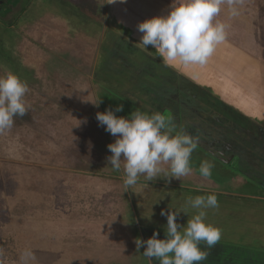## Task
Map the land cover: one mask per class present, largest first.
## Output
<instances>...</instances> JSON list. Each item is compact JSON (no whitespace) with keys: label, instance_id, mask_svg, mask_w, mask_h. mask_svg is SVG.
I'll return each instance as SVG.
<instances>
[{"label":"rangeland","instance_id":"rangeland-1","mask_svg":"<svg viewBox=\"0 0 264 264\" xmlns=\"http://www.w3.org/2000/svg\"><path fill=\"white\" fill-rule=\"evenodd\" d=\"M2 1L0 77L11 73L26 82L30 106L0 134L3 264H20L24 249L33 251V264H159L143 247L137 250L135 239L154 232L164 239L161 210L184 211L187 198L208 194L217 196L219 207L208 210L207 222L222 237L211 249L201 244L208 252L201 264L222 256L226 264H264V0H242L236 17L222 7L217 20L228 36L203 66L168 64L139 44L138 23L167 14L172 0H19L6 12ZM113 36L125 41L114 50L112 41L119 39ZM162 83L198 89L199 127L213 126L209 117L223 106L228 110L220 115L240 129L197 130L195 119L180 116L185 122L173 124L174 134L198 137L192 173L170 182L141 176L125 188L123 163L114 171L106 159L115 137L98 125L96 113L118 105L117 116L158 112ZM205 160L215 165L207 179L199 172ZM187 211L178 215L179 224L195 214ZM247 225L261 232L249 243Z\"/></svg>","mask_w":264,"mask_h":264},{"label":"clouds","instance_id":"clouds-1","mask_svg":"<svg viewBox=\"0 0 264 264\" xmlns=\"http://www.w3.org/2000/svg\"><path fill=\"white\" fill-rule=\"evenodd\" d=\"M117 2L126 0H108L107 3ZM241 3L242 0H172L167 14L138 23L137 31L142 33L139 44L144 48L151 46L168 64L203 66L228 36L227 25L217 20L222 7L227 5L230 15L236 17ZM28 92L27 83L18 76L9 73L0 77V134L12 129L17 117L28 114L30 106L25 99ZM99 103L93 104L99 106ZM121 111L123 105H118L114 111L97 112L96 119L99 126L115 137L114 142L107 145L111 155L106 159L114 171H119L123 163L125 188L136 185L141 176L148 181L164 178L170 182L171 178L181 179L192 173L190 161L198 137L174 134L171 119L160 112L148 114L137 110L127 117L115 114ZM214 166L210 161H202L201 176L210 178ZM186 205L195 212L186 225L179 224L177 217L181 212L188 215L187 209L161 210V215L167 218L165 238L159 239L157 232L147 240L137 238L134 241L137 250L144 246L142 254L158 260L159 264H201L208 255L201 244L211 249L222 237V230L207 222L208 210L219 207L217 196L189 197ZM34 260L31 249L21 252L20 264H33ZM0 264H3L2 259Z\"/></svg>","mask_w":264,"mask_h":264},{"label":"crops","instance_id":"crops-1","mask_svg":"<svg viewBox=\"0 0 264 264\" xmlns=\"http://www.w3.org/2000/svg\"><path fill=\"white\" fill-rule=\"evenodd\" d=\"M113 38H117V39H119V41H117V42L112 41V44H113V46H111L112 50L115 49L116 45L119 44V42L120 43L125 42L123 38L120 39V38L115 37V36H113ZM125 44L128 45V47L130 48V46H131L130 43H125ZM117 48H118V46H117ZM130 50H132L133 53H136V52H134V50L132 48L129 49V51ZM156 61H158V63H160V65H162V62H160L159 60H156ZM170 73H172L171 74V78H170L172 80L173 75H175L177 73L175 71L170 72ZM169 76H170V74H169ZM153 77H156V76L152 75V78ZM161 78H166V77L165 76H163V77L162 76H158L157 80L158 79L160 80ZM160 87H161V93H163V95H164L163 97L164 98H162V100L160 102L158 101L160 103V106H157L156 108L159 110L158 112H160L162 114H164L165 111L168 110L169 112H167V117H169L171 119L172 124H176L179 121V123H181L182 126H183L185 121H181L180 116H183V115H185L187 113L188 115H187V118H186V122L189 123V121H191V120L193 121V119H195L194 122L191 123V124H195L194 126L196 127L197 130L200 129V127L206 128V130H208V131L211 129V127H213V128L216 127L217 129H220L222 131H224V128H225V131H226V129H227V131L240 129V126L238 125L237 121H235V120L230 121V117L228 115H226V114L220 115V113H223V111H222V109L224 108L223 106H221V107L219 106V110L216 111V113H218L219 116L214 115V116H210L209 117V119L212 118L213 126H212V124L210 125L208 123L207 127L206 126H201V125L199 127L196 119L202 118L203 114H199L200 111H196V110H198V106H197L198 101H197V99L201 96V94L199 93L198 89L195 90V91L192 90V92H185V90L181 89V87H175V86H169L168 87L167 85L165 87L163 83L160 84ZM165 90H167V91H165ZM185 93H186V96H185ZM126 97L129 98L128 96H126ZM202 97L204 98L203 95H202ZM158 99H159V97H158ZM224 109H227V108H224ZM188 111H190V112H188ZM196 114H199L200 117L195 118ZM196 124H197V126H196ZM227 136H229V135L227 134ZM221 137L225 138L224 132L222 133ZM212 139H214V141H215V138H212ZM224 143H225V145L227 144L226 141ZM231 143H232V141L230 142V144ZM142 247L144 249V246H142ZM220 259H223L225 264H226L227 257H225V256L217 257V259H216L217 262L216 261H214V262H216V264H221ZM148 264H156V263H155V261H153V263L152 262L151 263L148 262Z\"/></svg>","mask_w":264,"mask_h":264},{"label":"trees","instance_id":"trees-1","mask_svg":"<svg viewBox=\"0 0 264 264\" xmlns=\"http://www.w3.org/2000/svg\"><path fill=\"white\" fill-rule=\"evenodd\" d=\"M19 2V0H3L2 1V3L4 4L3 6H4V9H3V11L4 12H6L8 9H10L12 6H15L17 3ZM0 10H1V6H0ZM258 197V196H257ZM257 197H250V198H257ZM243 198V197H242ZM250 198H248L250 201L252 200V201H255L254 199H250ZM239 199H241V198H239ZM260 201H263L264 202V200H262V199H259ZM247 208V207H246ZM237 211V210H236ZM234 212V211H233ZM262 212H264V211H262ZM237 213V212H236ZM262 214V213H261ZM247 221L249 220V218L251 217V215L248 213L247 215ZM246 224H248V223H246ZM251 226H248L247 225V229L245 230V234H246V237H248V241H247V243H249V242H251V240L253 239V238H255L256 236H260L261 235V232H259V231H256L255 229H251L250 228Z\"/></svg>","mask_w":264,"mask_h":264},{"label":"flooded vegetation","instance_id":"flooded-vegetation-1","mask_svg":"<svg viewBox=\"0 0 264 264\" xmlns=\"http://www.w3.org/2000/svg\"><path fill=\"white\" fill-rule=\"evenodd\" d=\"M1 3H2V2H1ZM2 4H3V3H2ZM2 4H1V5H2Z\"/></svg>","mask_w":264,"mask_h":264}]
</instances>
